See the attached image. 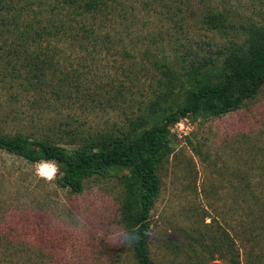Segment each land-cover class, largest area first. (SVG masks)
<instances>
[{
  "label": "rangeland",
  "instance_id": "obj_1",
  "mask_svg": "<svg viewBox=\"0 0 264 264\" xmlns=\"http://www.w3.org/2000/svg\"><path fill=\"white\" fill-rule=\"evenodd\" d=\"M110 3L96 44L67 37L53 46L60 66L48 73V83L55 81L43 91L25 90L26 49L14 31L0 30V133L47 134L65 143L67 131L88 136L126 130L141 117L160 121L165 110L153 112L155 101L165 108L182 103L193 65L209 61L214 69L246 41L253 23H264V0ZM211 11H224L232 26L210 29L204 19ZM14 63L22 74L3 78ZM168 69L185 83L172 94L164 85ZM186 118L188 124L171 127L174 151L159 170L151 257L156 264H233L226 242L240 230L246 205L238 199L236 175H253L252 186L264 187V85L240 109ZM58 177L55 161L30 163L0 149V264H137L133 232L121 222L128 193L122 178L94 177L77 193L61 187Z\"/></svg>",
  "mask_w": 264,
  "mask_h": 264
},
{
  "label": "trees",
  "instance_id": "obj_2",
  "mask_svg": "<svg viewBox=\"0 0 264 264\" xmlns=\"http://www.w3.org/2000/svg\"><path fill=\"white\" fill-rule=\"evenodd\" d=\"M111 1L0 0V30L12 34L14 31L17 44L26 49L21 57L30 77L25 90L43 91L55 81L48 83L47 75L59 69L60 60L55 58L53 46L63 38L97 43L105 20L110 19ZM204 21L210 29L218 31L232 26L224 11H211ZM247 33L246 41L225 52L214 69H209V61L193 65L186 74L192 82L185 88L182 103L165 108L159 105L160 100L155 101L153 112L165 110L160 121L141 117L126 130H105L88 136L67 131L63 138L71 137L65 143L56 142L47 134L38 137L22 132L0 133V149L30 163L55 161L59 169L58 184L77 193L84 190L91 178H122L128 193L121 206V222L133 232L137 264H156L149 245L150 216L161 193L160 167L174 151L171 127L186 117L197 120L222 116L240 109L257 95L264 85V23H253ZM41 46L52 54L49 57L42 54ZM16 63L6 66L3 78L22 74ZM215 69L218 80L212 81L211 71ZM164 73L169 75L164 85L170 94L185 84L182 75L171 69ZM236 176L238 199L246 205L239 213L240 230L231 237V243L226 242L235 252L232 262L264 264V187L252 186L253 175Z\"/></svg>",
  "mask_w": 264,
  "mask_h": 264
},
{
  "label": "built area",
  "instance_id": "obj_3",
  "mask_svg": "<svg viewBox=\"0 0 264 264\" xmlns=\"http://www.w3.org/2000/svg\"><path fill=\"white\" fill-rule=\"evenodd\" d=\"M183 119H185V120H182V119H181L182 121H181V122H179V123L177 122L176 124H178V125H179V124H181L182 122H183V123L185 122V123H187V124H188V119H187V118H183ZM183 130H184V129L182 128V129H181V132H183Z\"/></svg>",
  "mask_w": 264,
  "mask_h": 264
}]
</instances>
